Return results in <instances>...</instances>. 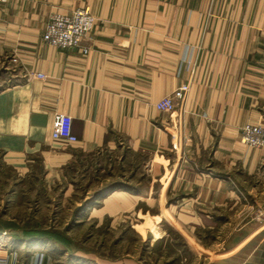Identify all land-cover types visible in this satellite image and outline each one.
Listing matches in <instances>:
<instances>
[{
    "label": "crops",
    "instance_id": "0c3cea01",
    "mask_svg": "<svg viewBox=\"0 0 264 264\" xmlns=\"http://www.w3.org/2000/svg\"><path fill=\"white\" fill-rule=\"evenodd\" d=\"M86 6L96 19L80 47L42 41L51 14ZM185 83L175 111L156 107ZM57 112L72 116L75 141L52 138ZM249 124L264 127V0L0 3L2 163L21 177L42 170L53 183L101 152L149 160V185L107 186L87 220L149 214L197 240L235 219L250 231L216 245L217 261L264 264V220L240 217L264 202V147L240 139Z\"/></svg>",
    "mask_w": 264,
    "mask_h": 264
},
{
    "label": "rangeland",
    "instance_id": "374dc122",
    "mask_svg": "<svg viewBox=\"0 0 264 264\" xmlns=\"http://www.w3.org/2000/svg\"><path fill=\"white\" fill-rule=\"evenodd\" d=\"M148 161L101 152L83 157L64 170V178L49 183L39 169L19 176L0 156V256L9 264H203L220 257L216 245L224 240L226 247L233 245L250 231L232 219L231 225L201 230L194 241L168 223L154 225L149 214L132 215L120 224L86 219L84 211L100 203L107 186L149 185ZM263 209L264 202L240 217L261 223ZM237 212L225 214L235 218ZM28 235L34 239L26 241Z\"/></svg>",
    "mask_w": 264,
    "mask_h": 264
},
{
    "label": "built area",
    "instance_id": "2783aa9c",
    "mask_svg": "<svg viewBox=\"0 0 264 264\" xmlns=\"http://www.w3.org/2000/svg\"><path fill=\"white\" fill-rule=\"evenodd\" d=\"M7 0H0V3ZM95 15L89 7H81L70 13H53L46 21L42 34V41L52 46L62 48L80 47L83 39L91 32ZM87 52V48H83ZM38 77L44 74L37 73ZM189 84L185 83L173 90V92L161 98L156 107L165 112H173L179 104L184 102ZM72 116L65 112H57L54 115L51 129V136L55 140L72 142L77 137L72 133ZM241 141L256 148L264 147V127L260 125H246L242 128ZM260 218L264 217V209L259 213ZM259 218V219H260ZM6 258L0 256V264H9ZM203 264H224L218 261H210Z\"/></svg>",
    "mask_w": 264,
    "mask_h": 264
}]
</instances>
